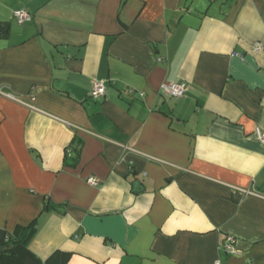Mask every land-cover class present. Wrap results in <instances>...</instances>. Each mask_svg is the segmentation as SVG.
Listing matches in <instances>:
<instances>
[{
  "label": "crops",
  "instance_id": "obj_1",
  "mask_svg": "<svg viewBox=\"0 0 264 264\" xmlns=\"http://www.w3.org/2000/svg\"><path fill=\"white\" fill-rule=\"evenodd\" d=\"M0 23V230L37 221L41 262L264 264V0H0Z\"/></svg>",
  "mask_w": 264,
  "mask_h": 264
},
{
  "label": "trees",
  "instance_id": "obj_2",
  "mask_svg": "<svg viewBox=\"0 0 264 264\" xmlns=\"http://www.w3.org/2000/svg\"><path fill=\"white\" fill-rule=\"evenodd\" d=\"M8 36V27L0 23V38H6ZM76 148L72 149V153L75 158L73 161H69L65 157V166H74L76 164L77 157L79 155L78 146L79 141L75 142ZM54 208L48 206L47 209ZM37 232V221L31 222L26 227H17L12 233H7L0 230V248H6L5 252L0 251V264H66L68 261V254L62 252H55L45 262H41L35 255H33L28 249L29 243L33 239Z\"/></svg>",
  "mask_w": 264,
  "mask_h": 264
},
{
  "label": "built area",
  "instance_id": "obj_3",
  "mask_svg": "<svg viewBox=\"0 0 264 264\" xmlns=\"http://www.w3.org/2000/svg\"><path fill=\"white\" fill-rule=\"evenodd\" d=\"M13 16L17 19L19 24H23L25 22L30 21L31 16L24 10H18L14 12ZM160 61V60H158ZM161 91L165 94L169 99L177 100L184 96L185 94V86L183 84L178 83H164L161 85ZM105 94L104 83L96 82L91 90V96L93 98L102 97ZM256 136L260 140V142L264 143V133L259 130H256ZM88 183L92 186L97 185V183L93 179H89ZM221 251H223L227 255H234L237 253V249L235 247V238L232 236H226L220 245ZM214 264H220L216 261Z\"/></svg>",
  "mask_w": 264,
  "mask_h": 264
},
{
  "label": "water",
  "instance_id": "obj_4",
  "mask_svg": "<svg viewBox=\"0 0 264 264\" xmlns=\"http://www.w3.org/2000/svg\"><path fill=\"white\" fill-rule=\"evenodd\" d=\"M133 187L136 190L137 188H139V184L135 183ZM6 250H7L6 248H0V251H2V252H5Z\"/></svg>",
  "mask_w": 264,
  "mask_h": 264
}]
</instances>
